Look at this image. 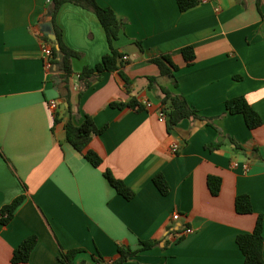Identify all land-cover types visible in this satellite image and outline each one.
I'll return each mask as SVG.
<instances>
[{
  "label": "crops",
  "instance_id": "1",
  "mask_svg": "<svg viewBox=\"0 0 264 264\" xmlns=\"http://www.w3.org/2000/svg\"><path fill=\"white\" fill-rule=\"evenodd\" d=\"M50 1L0 0V219L5 204L26 197L9 223L0 220V264H66L61 246L84 249L75 264H98L99 254L110 263L120 245L138 249L147 239L157 244L118 264H244L237 235L252 231L259 215L264 228V0H201L186 11L176 0H97L125 21L114 45L129 56L123 70L132 83L105 71L82 97L76 76L67 83L45 65ZM56 21L80 53L75 74L110 51L93 11L67 2ZM188 45L196 53L191 64L182 53ZM164 53L179 66L178 85L152 61ZM161 86L185 96L202 117L184 118L170 132L158 114ZM238 95L260 114V126L228 112L226 101ZM132 97L145 108L112 106ZM85 115L107 126L89 145L103 159L99 166L66 138V122ZM211 142L222 145L211 150ZM107 168L135 190L132 199L110 184ZM157 173L171 186L167 195L154 183ZM210 175L222 180L217 195ZM240 194L250 195L251 213L237 212ZM32 234L38 243L30 259L14 263L15 249Z\"/></svg>",
  "mask_w": 264,
  "mask_h": 264
},
{
  "label": "trees",
  "instance_id": "2",
  "mask_svg": "<svg viewBox=\"0 0 264 264\" xmlns=\"http://www.w3.org/2000/svg\"><path fill=\"white\" fill-rule=\"evenodd\" d=\"M176 1L180 10L186 11L196 6L201 0ZM67 2L80 5L93 11L102 23L110 45V51L103 56L100 63L95 66L87 65L80 71V73L76 74L73 70L72 60L75 57H79L80 53L73 50L66 44L63 37V30L56 21L60 8ZM48 8L52 16V30L56 35L57 40L52 39L47 34H41V37L50 45L52 50V68L59 71L62 79L68 83L76 76L78 89L80 90L79 93L82 97L84 92L90 88L96 80L100 79L105 71L118 70L124 79L126 86L129 88V85L132 83V79L123 70L125 65L122 58L123 53L114 45V41L118 38L120 32L125 27V21L117 15L112 7L104 6L97 0H51ZM138 43L142 48L141 43L139 41ZM182 53L188 64H191L196 58L194 47L191 45L183 47ZM152 61L158 65L161 75L173 76L174 84L178 85L175 71L178 70L179 66L174 62L170 54L164 53L161 56L154 57ZM149 79L151 82L157 81V77H149ZM161 88L164 94L162 97L161 108L166 114L167 128L170 132H172L175 126L184 118L202 117L198 110L192 106L185 96L175 93L165 86H161ZM112 106H129L139 110L145 108V105L136 97H132V99L128 102H112ZM226 108L230 113H242L247 125L250 128L258 127L263 123L262 117L248 101L245 95H238L228 99L226 101ZM211 120L212 119H209V121ZM106 128L107 126H97L94 119L90 115H85V118L81 122H75L72 119H69L66 122V138L68 142L80 151L89 162H91L94 166H99L101 165L103 159L95 150L90 148L89 145L93 137L96 134L104 132ZM221 145V142H211L208 143L206 147L213 150ZM104 176L125 198L132 199L135 196V190L123 179L115 176L109 168L104 171ZM153 180L162 194L167 195L170 192L171 186L163 173H157ZM221 184L222 180L220 177L215 175H210L208 177V186L212 194L217 195L220 192ZM25 198V195H19L1 208L0 220L3 224H7L12 220L17 208ZM235 204L236 210L239 213L245 214L253 211L252 201L249 194L238 195L236 197ZM236 241L244 254V264H264L263 216H258L256 225L252 231L239 233L236 237ZM37 243L38 236L36 234L27 236L20 243L18 248L15 249L12 261L14 263L28 261L32 250ZM156 244V240L147 239L140 241L141 246L138 249H132L129 246L120 245V256L112 260L110 263H106L100 254L95 257V260L98 264H118L126 261L130 256L135 255L142 250L152 248ZM83 250L84 249L82 248L65 249L61 246L60 259L66 264H75L74 259ZM81 264H83V262H81Z\"/></svg>",
  "mask_w": 264,
  "mask_h": 264
},
{
  "label": "built area",
  "instance_id": "3",
  "mask_svg": "<svg viewBox=\"0 0 264 264\" xmlns=\"http://www.w3.org/2000/svg\"><path fill=\"white\" fill-rule=\"evenodd\" d=\"M42 53H43V59H44V62H45V65L47 67V69H51L52 68V61H51V54H52V50H51V47L48 43L44 44L43 48H42ZM123 60H128L129 56L128 55H123ZM74 88L75 89H78V83H77V80L74 84ZM147 107H150L152 104L151 102H146L145 103ZM50 107L55 110L57 108V101L56 100H51L50 101ZM159 119L162 120V121H165L167 119L166 117V114L165 112L162 110V108L160 107L159 109ZM180 148V144L179 142H174L171 146V149H172V152L173 153H177L178 150ZM247 166V165H245ZM181 217V214L176 211L173 213L172 215V218L175 219V220H178L179 218ZM186 232L187 233H190V232H193V229L192 228H187L186 229ZM183 235H179L178 237H182Z\"/></svg>",
  "mask_w": 264,
  "mask_h": 264
},
{
  "label": "water",
  "instance_id": "4",
  "mask_svg": "<svg viewBox=\"0 0 264 264\" xmlns=\"http://www.w3.org/2000/svg\"><path fill=\"white\" fill-rule=\"evenodd\" d=\"M53 6H54V3H53ZM49 36H50L52 39L57 40L56 35H55L53 32L50 33Z\"/></svg>",
  "mask_w": 264,
  "mask_h": 264
}]
</instances>
